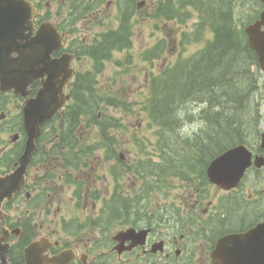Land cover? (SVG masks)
Returning a JSON list of instances; mask_svg holds the SVG:
<instances>
[{"label": "flooded vegetation", "instance_id": "af4514ba", "mask_svg": "<svg viewBox=\"0 0 264 264\" xmlns=\"http://www.w3.org/2000/svg\"><path fill=\"white\" fill-rule=\"evenodd\" d=\"M27 1L38 13L32 38L43 24L56 28L48 61L69 63L72 78L63 93L73 87L80 92L89 72L82 71V60L93 64L85 53L93 42L79 43L73 32L77 22L97 16L103 0H50L54 11L45 0ZM110 6L105 1L104 8ZM217 9H227L236 42L249 48L252 30L251 39L264 46V0H218ZM101 34L109 33L94 41ZM248 51L246 74L264 88L258 55ZM46 79L44 74L24 91H0V264H264L263 115L246 118L239 135L205 156L197 150L193 165L175 160L163 168L147 166L137 155L125 159L114 140L99 144L89 118L80 116L81 132L68 135L70 96L39 126L20 174L28 141L23 110ZM235 147L249 154L241 178L231 187L210 182V162ZM129 184L135 188L124 191Z\"/></svg>", "mask_w": 264, "mask_h": 264}, {"label": "rangeland", "instance_id": "374dc122", "mask_svg": "<svg viewBox=\"0 0 264 264\" xmlns=\"http://www.w3.org/2000/svg\"><path fill=\"white\" fill-rule=\"evenodd\" d=\"M105 1L111 2L109 8H104ZM135 1L131 8L128 0L126 3H124L125 0H104L99 6L101 10L97 13L98 17L93 14L84 22L76 23L73 38L79 43L93 42L98 33L115 29L118 24V14L120 15L126 7L131 8L129 14L133 13L131 47L127 51L113 53L112 60L104 64L103 72L96 77L95 86L97 93L102 96V101L105 102L107 98L124 101L130 110L102 105L99 107V112L109 114L122 123L123 128L116 130V152L124 155L125 159L133 160L137 155L143 158L145 165H160L163 168L175 160L179 165L192 164L195 161V153L200 150L196 138L205 137L204 133L210 128V122L206 118L211 117L212 109H209L208 104L204 102L206 108L199 116L202 105L188 103L184 106L182 101H177L175 107L182 125L180 129L163 136L160 127L153 120L150 121L148 113L143 111V101L145 102L148 95V80L159 74L161 76L158 79H161L169 73L170 66L176 64L175 66L179 67L180 63L194 59L204 47L209 33L201 35L194 32L199 14L191 8L185 9V6L178 5V0ZM138 2H144L139 9L136 8ZM158 2L163 4L170 2L173 5L171 20H166L167 17L163 12L156 18L154 5ZM45 3L51 6L52 11L57 8L56 3L50 0H45ZM175 12L179 15L177 19H174ZM158 44V58L146 61L145 57L143 60L141 55L147 50L155 52L154 48ZM81 69L82 71L91 70L90 60L83 59ZM257 81L259 89L252 98H248L246 118L253 115L256 117L257 113L264 117V88L261 87L262 81L259 79ZM255 101L258 103L255 104ZM168 181H170L169 178ZM132 188H135L133 184L122 187L124 191Z\"/></svg>", "mask_w": 264, "mask_h": 264}, {"label": "trees", "instance_id": "16d2710c", "mask_svg": "<svg viewBox=\"0 0 264 264\" xmlns=\"http://www.w3.org/2000/svg\"><path fill=\"white\" fill-rule=\"evenodd\" d=\"M217 5L218 0H197V6L202 11L199 14L197 30L204 33L206 29H210L212 38L199 51L197 58L179 62L181 66L177 64L179 67L169 68V73L161 79H158L161 75L152 76L150 92L145 102L143 101V109L147 111L150 120L160 127L163 136L181 126L182 121L175 107L177 101H182V105L192 100L201 103L205 101L209 109H212L211 117L206 118L210 122V128L204 133L205 137L196 138L203 156L239 135V128L246 124L247 90L251 84L250 77L246 74L245 59L249 54L248 48L236 42L229 18L224 17L227 9L218 10ZM122 15L118 30L103 36L99 43L87 51L97 65L101 56L109 57L112 50L121 52L131 47L132 16L126 13ZM219 15L221 21L218 23ZM151 54L152 52H146V61L153 59L150 58ZM97 65L94 68L99 72ZM94 85L95 77L86 73L82 77L81 91L77 92L73 87L66 132L68 135L77 133L79 128L76 120L80 116L83 119L89 118L91 122L87 127L95 125L99 144L101 141L110 144L114 140L111 131L119 128L120 124L112 116L99 113V107L103 105L126 110L130 108L124 101L113 98L102 101V96L94 89ZM81 127L84 128L82 124Z\"/></svg>", "mask_w": 264, "mask_h": 264}, {"label": "water", "instance_id": "95a60500", "mask_svg": "<svg viewBox=\"0 0 264 264\" xmlns=\"http://www.w3.org/2000/svg\"><path fill=\"white\" fill-rule=\"evenodd\" d=\"M31 8L24 0H0V91H24L33 80L44 74L47 76L36 99L27 103L23 110L28 141L18 170L20 174L35 150L34 140L40 124L52 118L63 104L62 88L69 77L65 59L57 63L48 61V47L54 44L53 37L43 41L41 32L36 40L27 41L23 35L24 31L30 30ZM249 35L250 47L257 52L260 68L264 71V46L251 39L252 30ZM41 43L43 51L40 50ZM12 54L17 57L12 58ZM59 72L61 77H58ZM245 151L243 147H237L214 159L207 169L210 182L223 187L234 186L249 165V154Z\"/></svg>", "mask_w": 264, "mask_h": 264}, {"label": "bare ground", "instance_id": "6f19581e", "mask_svg": "<svg viewBox=\"0 0 264 264\" xmlns=\"http://www.w3.org/2000/svg\"><path fill=\"white\" fill-rule=\"evenodd\" d=\"M211 84V83H210ZM205 102V101H204ZM252 106V105H251ZM248 116V115H247Z\"/></svg>", "mask_w": 264, "mask_h": 264}]
</instances>
